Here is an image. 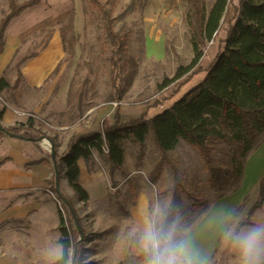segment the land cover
Returning <instances> with one entry per match:
<instances>
[{
  "label": "rangeland",
  "instance_id": "rangeland-1",
  "mask_svg": "<svg viewBox=\"0 0 264 264\" xmlns=\"http://www.w3.org/2000/svg\"><path fill=\"white\" fill-rule=\"evenodd\" d=\"M8 1L0 0V19L8 13ZM199 1L208 8L214 0ZM110 7L114 30L128 35L122 53H113L98 13L85 0H42L14 18L5 31L0 80L8 86L0 93V109H11L25 121L33 119L43 135L38 144L44 151L41 164L47 168L48 179L40 190L42 198L36 196L42 205L41 221L32 230L28 218L11 222L16 233L11 236L12 244L0 242V264H53L58 260L59 213L71 233H76L74 250L80 249L82 264H149L143 237L149 228L159 230L175 178L182 185L178 195L183 207L191 204L192 196L205 201L207 207L192 215L191 225L180 221L171 230L173 241L185 246L187 259H201L196 264H218L228 234L255 202V170H248L242 189L241 181L235 188L232 178L221 188H213L193 146L180 140L162 157L151 135L141 148L131 140L122 142L120 168L108 163L105 152L101 156L94 153L88 163L78 161L86 202L78 199L64 173H59L56 190L48 156L51 146L43 144L44 138L52 140L61 155L73 136L98 131L103 121L113 123L115 113L127 122L140 115L150 119L170 107L203 79L232 18L231 10L227 11L219 32L202 49L196 74L173 81L178 68L188 66L194 57L188 3L114 0ZM57 143L63 148L57 149ZM214 147L213 164L230 170L237 144L215 142ZM40 156L33 147V158ZM57 192L71 202L76 225ZM35 206L27 201L13 209L28 213ZM6 226L0 223V229ZM23 227L28 232L19 233Z\"/></svg>",
  "mask_w": 264,
  "mask_h": 264
},
{
  "label": "trees",
  "instance_id": "trees-1",
  "mask_svg": "<svg viewBox=\"0 0 264 264\" xmlns=\"http://www.w3.org/2000/svg\"><path fill=\"white\" fill-rule=\"evenodd\" d=\"M42 0H25L16 3L8 1V13L0 19V54L3 51L4 34L11 21L24 11L38 6ZM95 10L102 22L104 36L113 47V53H122L128 43V35L114 30V18L111 5L114 0H85ZM188 3L191 22V45L194 57L191 63L179 67L173 81H178L185 74L191 78L196 74L203 48L219 32L227 11L232 18L223 33L220 51L206 69L203 79L188 89L178 100L150 119L139 116L121 122L117 113L113 123L103 121L98 131L73 136L65 153H56L55 143L49 140L54 151L56 167L64 173L65 179L81 202L88 200L87 192L79 184L80 169L78 161L90 162L94 153L99 156L106 153L108 163L120 168L124 163L122 142L131 140L140 148L148 135L162 157L174 150L180 140L193 146L199 153L208 176L209 185L221 188L232 178L235 188L240 183L245 162L249 153L257 148L264 138V0H214L205 8L199 0H185ZM200 70H197V73ZM188 78V79H189ZM187 79V80H188ZM8 85L0 80V93ZM182 86V85H181ZM4 113L0 109V121ZM0 143L3 139H29L30 144L43 156L44 151L38 144L43 138L34 127L30 117L25 123H16L9 127L0 124ZM13 136V137H10ZM237 144L230 158L231 169H223L213 164L214 143ZM51 159V154L48 155ZM44 159L37 161L44 163ZM182 185L174 179L172 198L164 210L159 230L171 231L180 221L191 225L192 215L206 209L205 201L195 196L191 204L183 207L178 192ZM58 193V192H57ZM63 206H66L71 221L77 224L71 202L58 193ZM264 202V179L259 183L256 201L246 215L235 224L227 238V245L221 252L218 264H222L239 229L249 224L252 213ZM59 232L61 255L53 264H80V249L74 250L75 241L70 229L59 213ZM77 232V231H76ZM71 250L75 252L71 254ZM82 264V263H81Z\"/></svg>",
  "mask_w": 264,
  "mask_h": 264
},
{
  "label": "crops",
  "instance_id": "crops-1",
  "mask_svg": "<svg viewBox=\"0 0 264 264\" xmlns=\"http://www.w3.org/2000/svg\"><path fill=\"white\" fill-rule=\"evenodd\" d=\"M25 122L26 121L22 118V116L16 114L11 109H7L2 115L0 124L3 127H9L16 123ZM48 143L50 144V146L52 145L50 141ZM57 144V149L60 150L63 148V145L59 143ZM41 159L45 160V157L40 156V158H33V147L30 142H27L25 140L6 138L3 139L0 143V223L7 224L6 227L0 229L1 245L12 244L11 236L13 235V233H16V231L14 230V226L11 224L13 220L18 219L21 222V219L28 218V221L31 223L30 230L37 226V224H39V221H41L40 213L42 212V205L41 202L36 199V196H38V198H42L43 195L40 190L45 186V182L48 179L47 168L43 164L37 162ZM248 170H255V178L257 182L256 191L257 189L259 191V183L261 179L264 178V138L262 139L259 146L252 150L247 156L243 176L241 179V186L239 189H242L241 187L247 179ZM48 193L51 194L50 192ZM7 196L9 197L7 198ZM27 201H29L30 203L34 202L37 209L28 213H16L15 209L13 208L17 207L20 203ZM251 205L249 206V208L251 207ZM33 218H36V221L32 222L31 219ZM240 220H238L237 222H239ZM25 226L28 227V224H25ZM26 230L27 229L23 227V229H19V233L22 231L23 233L28 232V230ZM253 230H260L261 232H264V202L262 203L260 208L256 209L252 213L249 218V224L243 225L235 236L240 234H247ZM230 233L228 234V236L230 235ZM227 238L225 240V246L219 253V257L221 255V252L227 245ZM228 252V255L224 256L222 264H241L242 258L238 247L231 243ZM197 260L201 259L191 257L192 264L198 263ZM261 264H264V257H262Z\"/></svg>",
  "mask_w": 264,
  "mask_h": 264
},
{
  "label": "clouds",
  "instance_id": "clouds-1",
  "mask_svg": "<svg viewBox=\"0 0 264 264\" xmlns=\"http://www.w3.org/2000/svg\"><path fill=\"white\" fill-rule=\"evenodd\" d=\"M142 243L150 254L149 264H192L187 259V249L182 243L173 241L171 231L149 228ZM232 243L240 250L241 264H261L264 257V232L253 230L234 236Z\"/></svg>",
  "mask_w": 264,
  "mask_h": 264
},
{
  "label": "water",
  "instance_id": "water-1",
  "mask_svg": "<svg viewBox=\"0 0 264 264\" xmlns=\"http://www.w3.org/2000/svg\"><path fill=\"white\" fill-rule=\"evenodd\" d=\"M10 137H13V136L10 135ZM44 139L49 142L48 139H46V138H44ZM24 140L27 142H30L29 139H24ZM50 153H51V161H52L53 170H54V179H55L56 190H58V188H59V171L56 167V161H55L54 151L52 150V145H51Z\"/></svg>",
  "mask_w": 264,
  "mask_h": 264
},
{
  "label": "bare ground",
  "instance_id": "bare-ground-1",
  "mask_svg": "<svg viewBox=\"0 0 264 264\" xmlns=\"http://www.w3.org/2000/svg\"><path fill=\"white\" fill-rule=\"evenodd\" d=\"M43 144H44V145H48V141L43 140Z\"/></svg>",
  "mask_w": 264,
  "mask_h": 264
},
{
  "label": "built area",
  "instance_id": "built-area-1",
  "mask_svg": "<svg viewBox=\"0 0 264 264\" xmlns=\"http://www.w3.org/2000/svg\"><path fill=\"white\" fill-rule=\"evenodd\" d=\"M114 106H116V104H114Z\"/></svg>",
  "mask_w": 264,
  "mask_h": 264
}]
</instances>
